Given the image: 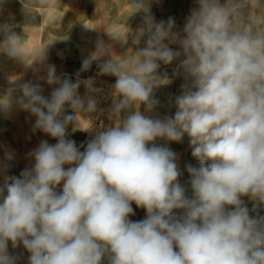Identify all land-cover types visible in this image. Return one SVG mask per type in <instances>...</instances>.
I'll return each instance as SVG.
<instances>
[{
    "label": "clouds",
    "instance_id": "1",
    "mask_svg": "<svg viewBox=\"0 0 264 264\" xmlns=\"http://www.w3.org/2000/svg\"><path fill=\"white\" fill-rule=\"evenodd\" d=\"M133 3L142 24L108 32L131 41V53L98 41L82 61L81 72L98 62L99 75L115 77L112 123L86 146L67 130H91L79 124L97 111L93 78L73 82L47 65L38 81L55 86L48 97L40 82L20 86L18 107L56 143L41 140L19 176L0 170V264H17L9 243L29 253L28 264H264V216L252 214L264 206V0H197L181 31L174 18L156 22L150 0ZM0 34V50L23 59L22 38L10 27ZM177 61L175 112L152 117L155 90L172 83L161 66ZM185 135L198 162L185 165L191 196L177 153L156 144ZM133 203L144 219H130Z\"/></svg>",
    "mask_w": 264,
    "mask_h": 264
},
{
    "label": "crops",
    "instance_id": "2",
    "mask_svg": "<svg viewBox=\"0 0 264 264\" xmlns=\"http://www.w3.org/2000/svg\"><path fill=\"white\" fill-rule=\"evenodd\" d=\"M39 1V0H35ZM96 1L94 5V9L99 11H93L90 12L87 9L91 7V0H52L50 6L47 4H44L46 6H40L37 4V2L34 4L32 1L30 2V6L27 9L28 12L23 14L15 15L12 12H8L5 14L0 13V28H6L10 27L12 31H14L16 34H18L23 41V59L18 58H12L9 57L7 54L3 53L2 50H0V63H11L15 65V71L13 73H7L6 71L2 70L0 68V81L7 80V78H13L17 80H20L21 82L12 86V87H3L4 90L0 89V101H3V103H0V134L1 136V143L0 144V170L3 169L4 165H8L7 170L9 172V175H15L19 176L21 171L26 167H31L34 161H32L28 154L37 147V140H33V142L29 145L28 150H20V147H17L18 142H14V146L11 143L9 146L11 151L14 153V160L9 164L7 161L4 160V153L9 148L7 147V140H6V127H17V132L21 133V135H25L26 133L29 134V138L37 139L39 133L38 130H34L33 125L35 123V117L31 116L29 113L21 110L17 105V98L21 95L20 86L28 81H31L33 83H37L41 81H38V77L40 76L38 72H30L21 74L19 73L17 75V72L21 69V65L25 64H38L40 62L39 60V52L42 50L47 55V61L45 63H49L48 57L52 55L50 50L54 47L49 42L48 39V33L49 32H56V33H63L66 32L64 35H62V41L65 42L68 39H75L74 33L78 32V40L84 42L88 35L90 37V34L93 32H102L103 30V22L100 18L103 14V9L101 7H98V4H101V0H94ZM98 1V2H97ZM197 1V0H196ZM22 0H13V3L15 5H20ZM80 2V4H79ZM6 3H9V0H0V7L5 9L4 6ZM76 3V6L72 4ZM78 3V4H77ZM192 9V8H191ZM191 9H180L179 13L177 15L184 16L189 15ZM1 10V9H0ZM127 12V11H126ZM4 13V12H3ZM152 13V12H151ZM112 14V13H111ZM99 16V18H95V16ZM89 18L87 19V17ZM91 16V18H90ZM81 17H84L85 20H83ZM10 18V19H9ZM6 20H9V23H6ZM79 20L80 24L76 26L74 24V27L71 28L70 22ZM82 23V24H81ZM176 31H181L183 28V24L177 22L176 23ZM116 27V26H115ZM112 28V26H111ZM88 32V35L83 36L81 33ZM3 39V35L0 34V40ZM91 39V38H90ZM121 45L120 40L110 38V48H116ZM97 46V44H95ZM131 45H129L130 47ZM144 44L141 42L140 47H143ZM58 47V46H56ZM173 48H176V45H172ZM131 48V47H130ZM59 53L63 54L65 53V48L60 46L58 47ZM174 63H178L174 62ZM50 64V63H49ZM47 64V65H49ZM2 67V66H1ZM44 75V74H43ZM64 74H60L58 76H61L62 78ZM24 81V82H23ZM184 83L182 74L179 77H176L174 80V83L168 87L163 88H157L155 91V98L158 97L159 104L152 112L154 116L152 117H158V118H164L165 116L173 115L175 112V107L173 105V97L180 94V87L181 84ZM42 87L44 89L43 95L48 97L50 95V92L52 91V88L55 86H49L47 83L42 82ZM1 85V84H0ZM1 87V86H0ZM83 87L81 86L78 90L79 95L81 96V90ZM141 111H143V106H141ZM69 112H72L70 108H67L66 106V114ZM168 113V114H167ZM156 114V116H155ZM148 115L151 116V113H148ZM7 118V120H6ZM71 126H69L70 128ZM73 128V126H72ZM28 129V130H27ZM70 133L67 130V138L71 139L69 136ZM15 139V138H14ZM85 135L83 132L79 131L76 134V137H72V140H74L78 147L81 145L85 146ZM7 141V142H6ZM32 141V140H31ZM50 144L56 143L54 139L51 138L49 141ZM157 145H163L170 147L174 152L177 153V163L178 167L183 173V175L180 177V183L184 185L187 188V194L191 196V188L188 184L189 175L187 171L185 170V165L191 164L193 166L198 167L197 160L192 156V150L189 144V138L185 135L183 140L181 142H168L166 140L158 139L156 141ZM25 145V144H24ZM25 149V148H24ZM84 148L81 147V151H83ZM4 174L2 171H0V174ZM3 176V175H1ZM245 203L251 210L253 202L249 200L247 197H243ZM133 209L135 210V215L130 217L132 220H141L144 219L146 216V213L143 209L137 208L136 205L133 203L132 205ZM253 215H260L264 216V206H261L258 209L257 213H252ZM9 253L11 255H16L19 257L17 264H28V257L29 253L22 247H18L13 249L11 246V243H9Z\"/></svg>",
    "mask_w": 264,
    "mask_h": 264
},
{
    "label": "rangeland",
    "instance_id": "3",
    "mask_svg": "<svg viewBox=\"0 0 264 264\" xmlns=\"http://www.w3.org/2000/svg\"><path fill=\"white\" fill-rule=\"evenodd\" d=\"M31 1L34 4L37 2V4L40 6H46L44 5L45 3H42V0H39V1L22 0L20 5H15L13 3V0H9V3H6L4 6L5 9L0 7L1 9L0 13L5 14L8 12H12L15 15H18V14L25 15V13L28 12L27 9L29 8ZM95 2L96 1L91 0V7L87 9L88 11L90 12L99 11V9L95 10L93 8L94 7L93 4H95ZM100 3L101 4H98V7H101V9H103V14L100 18L102 19L103 25H105L103 26V30L101 33L97 31L96 32L92 31L91 33H89L90 37L88 35V32L81 33L83 36L88 35V38L84 42H82L78 40V37H77L79 31L78 32L76 31L74 33L75 39L72 38L70 40L68 39V41L66 40L65 42H63L61 40L62 35H64L66 32H63V33H56L54 31L49 32L48 33V36H49L48 43H51L52 45H54L52 50H50L52 55L48 57L49 59H51V60H48L50 64L44 62V59L41 56V53L43 51L40 50L38 54L40 62L38 64H32V65L23 64L21 65V69L19 70V72H17V75H18L19 73L29 74L30 72L37 71L38 74L42 76L43 74H45V68L47 64H49V65L55 66L57 75L64 74L63 76L66 75L73 82L76 81L78 76L81 80H86L90 77L95 80L94 87L100 90L96 96V99L98 100L97 111L94 113H82L81 118H80V124H79V126L83 128H87L91 124V130L90 131L77 130L73 132L72 131L73 125H69L71 126L70 128L68 127V131L70 133L69 137L71 139L72 137L73 138L76 137V134L79 131L84 133L85 146L87 142L93 138L96 131L102 130L103 128L109 126L112 123V121L109 119V110L113 102L112 85L115 83V77L107 76V75H99L98 67H97L98 62H93L91 68L88 71L81 72L80 70L82 67V61L85 58L89 57V55L95 51L96 49L95 44H97L98 41H103V43L106 46L110 47L111 36L108 34V32H113V33L119 32L123 34L124 32L127 31V28H131L135 30L143 22V13H134L136 9L134 7L133 0H101ZM72 5L76 6V3ZM194 7H197L196 0H150V10L152 12L151 15L155 18L156 22H159L161 20L166 22L171 17V18H174L175 23L179 22L184 25L185 18L188 15L179 16L177 15V13H179L180 9L184 8L188 10ZM81 18L85 20L84 17H81ZM88 18L89 16L87 17V19ZM95 18H99V16L96 15ZM9 22H10L9 20H6V23H9ZM74 24L78 26V24H80V21L79 20L71 21L70 22L71 28H76L74 27ZM129 45H131V41H129V44L127 45L121 43V45L119 46L118 44L117 49L116 48H110V49L114 54L124 55L126 51L131 53V48L129 47ZM56 46L64 47L65 53L60 54L59 49ZM43 53L46 56L45 61H47V55L45 52ZM103 59H106V57L101 58L100 62H103ZM177 64L178 63H173L170 66H164V65L161 66V69H160L161 73L166 71L167 75L170 78H172V83L168 85H162L159 88L168 87L174 83V80L176 77H173V70L176 68ZM0 68H2V70L6 71L7 73L8 72L13 73L15 71V65L8 63V62L0 63ZM20 82L21 81L17 80V78L13 79L9 77L7 78V80L0 81V84H1L0 89L4 90L3 87H12ZM82 87L83 89L81 90V96L83 97L85 95L86 90L83 85ZM156 99L158 100V97H156ZM68 114H71V112H69ZM151 116H154V114L151 113ZM6 131H7L6 140L8 141V142L6 141L7 144L12 142L11 146H14L15 145L14 142H18L16 144H17V147L18 146L20 147L21 151L22 150L27 151L29 145L33 142V140H37V146L41 140L46 139L48 140V142L51 140V137L46 136L43 132H40V131H38L39 135L37 139H34L35 137L29 138L28 133H26L25 135H21V133L18 132L16 136L17 127L7 126ZM1 136L2 135L0 134V144H3L1 143ZM9 145L10 144H8L7 146L9 147L7 150H11L10 149L11 146ZM6 174L9 175L8 170ZM1 175L3 174L2 173L0 174V183L3 182V176ZM59 190L60 189H58V191Z\"/></svg>",
    "mask_w": 264,
    "mask_h": 264
}]
</instances>
